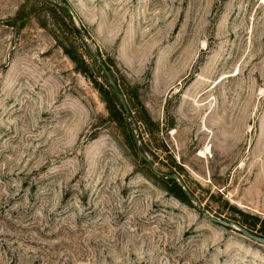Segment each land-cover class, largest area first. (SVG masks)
Listing matches in <instances>:
<instances>
[{"label":"rangeland","instance_id":"rangeland-1","mask_svg":"<svg viewBox=\"0 0 264 264\" xmlns=\"http://www.w3.org/2000/svg\"><path fill=\"white\" fill-rule=\"evenodd\" d=\"M57 2L0 0V264H264L203 215L264 236V0Z\"/></svg>","mask_w":264,"mask_h":264},{"label":"water","instance_id":"water-1","mask_svg":"<svg viewBox=\"0 0 264 264\" xmlns=\"http://www.w3.org/2000/svg\"><path fill=\"white\" fill-rule=\"evenodd\" d=\"M48 1L53 3V4H59L57 2V0H48ZM63 6L70 12L72 17L76 21H78L77 14L73 10V8L69 4H64ZM82 40L84 41V43H85L87 49L89 50V52L98 59V62H99V65L101 67L102 72L104 73V75H105V77H106L111 89L113 90V92L117 96L124 113L127 115L129 113V109H128V105L126 103L125 97H124L123 93H121V91H119L117 83L110 76L109 70L107 69L105 63L103 62V60L101 58V56L94 51V49L87 43V41L85 39L82 38ZM134 143H135V146H136V149H137L138 153L143 158V160L151 167V169L155 173L160 175V176L164 175L163 172L157 171L154 168L152 161L141 151V149L139 148V146H138V144H137L135 139H134ZM168 176L172 177V178H175L178 181V183L181 185V187L183 188V193L186 195V197L191 199V195L189 193V190L187 189V186L185 185V183H184L183 179L180 177V175H178V174H170ZM203 215L206 218H208L211 221H213V222L219 223V224H221L223 226L232 227V228L236 229L239 233H241L243 236H245V237H247V238H249V239H251V240H253L255 242H258V243L264 245V236L263 235H259V234L253 233L249 229L245 228L244 226H242V225H240V224H238L236 222H232V221H229V220H226V219H223V218H218V217H215V216H213L212 214H209V213H203Z\"/></svg>","mask_w":264,"mask_h":264},{"label":"bare ground","instance_id":"bare-ground-1","mask_svg":"<svg viewBox=\"0 0 264 264\" xmlns=\"http://www.w3.org/2000/svg\"><path fill=\"white\" fill-rule=\"evenodd\" d=\"M202 105H199V107H201ZM210 152V149H209V147L207 148V150L206 151H202L201 153H200V157H206V155H207V153H209Z\"/></svg>","mask_w":264,"mask_h":264},{"label":"trees","instance_id":"trees-1","mask_svg":"<svg viewBox=\"0 0 264 264\" xmlns=\"http://www.w3.org/2000/svg\"><path fill=\"white\" fill-rule=\"evenodd\" d=\"M185 196V195H184ZM186 197V196H185Z\"/></svg>","mask_w":264,"mask_h":264}]
</instances>
